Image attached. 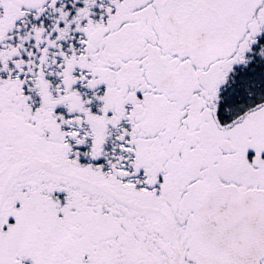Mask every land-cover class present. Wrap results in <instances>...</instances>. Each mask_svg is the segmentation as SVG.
<instances>
[{
	"label": "snow or ice",
	"instance_id": "6c2138e0",
	"mask_svg": "<svg viewBox=\"0 0 264 264\" xmlns=\"http://www.w3.org/2000/svg\"><path fill=\"white\" fill-rule=\"evenodd\" d=\"M0 264H264V0H0Z\"/></svg>",
	"mask_w": 264,
	"mask_h": 264
}]
</instances>
